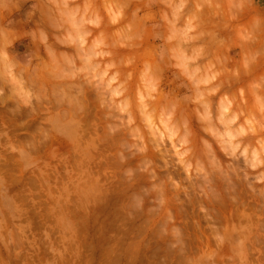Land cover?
Wrapping results in <instances>:
<instances>
[{
  "label": "clouds",
  "instance_id": "clouds-1",
  "mask_svg": "<svg viewBox=\"0 0 264 264\" xmlns=\"http://www.w3.org/2000/svg\"><path fill=\"white\" fill-rule=\"evenodd\" d=\"M0 264H264V0H0Z\"/></svg>",
  "mask_w": 264,
  "mask_h": 264
}]
</instances>
